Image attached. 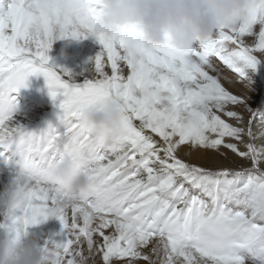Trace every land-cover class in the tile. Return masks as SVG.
I'll return each mask as SVG.
<instances>
[{
    "label": "snow or ice",
    "instance_id": "snow-or-ice-1",
    "mask_svg": "<svg viewBox=\"0 0 264 264\" xmlns=\"http://www.w3.org/2000/svg\"><path fill=\"white\" fill-rule=\"evenodd\" d=\"M101 13L100 0H0V164L11 181L29 177L19 184L22 217L0 228L19 235L59 220L47 264H264V113L223 86L232 81L216 64L255 91L264 0L189 48L146 46L135 25L95 33ZM87 35L102 48L91 79L76 84L50 66L48 52L57 40ZM30 76L44 77L61 113L56 127L29 131L14 122ZM111 97L124 113L115 148L89 136L81 119ZM66 148L93 184L73 197L49 181ZM194 152L221 166L188 163ZM232 156L238 167L223 166L237 164Z\"/></svg>",
    "mask_w": 264,
    "mask_h": 264
},
{
    "label": "clouds",
    "instance_id": "clouds-1",
    "mask_svg": "<svg viewBox=\"0 0 264 264\" xmlns=\"http://www.w3.org/2000/svg\"><path fill=\"white\" fill-rule=\"evenodd\" d=\"M258 3L259 0H100L102 13L96 18L93 31L111 35L125 25H135L146 46L170 42L177 48H189L198 38L205 39L246 19ZM242 85L251 91L247 84ZM123 114L121 103L114 97L107 98L83 111L84 131L101 145L115 148L122 131ZM65 157L51 165V185L69 197L90 191L92 181L76 161L75 150L66 148ZM28 179L22 175L10 181L0 192V209L11 210L26 204V194L19 184ZM49 252L47 242H38L29 232L17 235L0 228V264H47Z\"/></svg>",
    "mask_w": 264,
    "mask_h": 264
},
{
    "label": "rangeland",
    "instance_id": "rangeland-1",
    "mask_svg": "<svg viewBox=\"0 0 264 264\" xmlns=\"http://www.w3.org/2000/svg\"><path fill=\"white\" fill-rule=\"evenodd\" d=\"M73 43H85L89 45V54H93L95 52L93 56H96V50L102 48L94 35H87L86 38L79 40L78 42L73 41L71 43H68L66 39L57 40L52 44L48 52V56L50 57L49 64L61 72H69L72 77L71 82L82 84L85 80H89L93 76V74H90L89 69V67H91L90 65L93 64V61H89L88 59L90 56L87 55L85 58L80 60L77 59L72 50L71 44ZM248 43H251V40H248ZM216 64L220 69H222L221 74L227 76L239 87L234 95L244 99L246 103L250 102L251 104L249 105L253 109H259L262 113H264V64L258 65L256 72L253 74L256 81L253 85L255 88L254 92L248 91L242 84L237 83L235 75L222 64H219V61H216ZM64 79L67 80L68 77H64ZM16 98L18 108L17 112L14 114L13 120L14 122H18L23 125L27 130L42 131L48 126L56 127L59 124V116L61 114L60 109L49 99L48 89L45 85V79L43 76H32V78L30 76L28 78L27 88L21 89ZM233 110L241 114L245 121L250 117V113L245 111L242 107H235ZM228 122L232 123V121ZM232 159L237 160L234 156H232ZM239 163L240 162L237 160V164H232L233 166L229 167H238ZM0 169L6 170L8 168H5L3 164H0ZM0 178H2V176H0ZM1 182L2 180L0 179V184H2ZM3 191L4 189L0 188V192ZM22 215L23 207L21 206L13 209L7 218L0 216V223L10 226L14 221H18ZM62 227L63 226L59 220L52 218L46 222L29 228L28 232L31 233L38 242L46 241L50 244L54 241H59ZM94 239H96V237H94ZM140 264H144V262H140Z\"/></svg>",
    "mask_w": 264,
    "mask_h": 264
},
{
    "label": "bare ground",
    "instance_id": "bare-ground-1",
    "mask_svg": "<svg viewBox=\"0 0 264 264\" xmlns=\"http://www.w3.org/2000/svg\"><path fill=\"white\" fill-rule=\"evenodd\" d=\"M61 46H63V45H61ZM71 46H72L73 52L75 53L74 55L76 56L77 59L80 60L82 58H85L86 55L90 56V58L88 60L89 61H93L92 62L93 64H91L90 65L91 67H89L90 74H94V59L100 53L101 49L96 50V56H93V54L95 52L93 54L92 53L89 54V52H90L89 47L90 46L85 44V43L84 44L73 43V44H71ZM82 67H84V66H82ZM212 74L216 75V73H212ZM221 75L224 76L223 74H221ZM31 78H32V76H31ZM221 82L227 88V90L230 93H232V94H235L236 91L239 89V87L233 81H232L231 85H229L228 83L224 82L223 80ZM247 104L249 105L251 103L247 102ZM182 158H184V157H182ZM187 162L191 163V164L198 165L200 167H207V168H213V169L221 166V165H215V164L209 162L208 160L202 158L199 152H194L190 158H187ZM223 166L229 167V166H233V165L232 164H225ZM0 176H2V178H0L2 180V182H1L2 184H0V188H3L5 190L8 187V185L10 184V181L13 179V177L11 175L10 170H8V169H6V170L0 169Z\"/></svg>",
    "mask_w": 264,
    "mask_h": 264
}]
</instances>
